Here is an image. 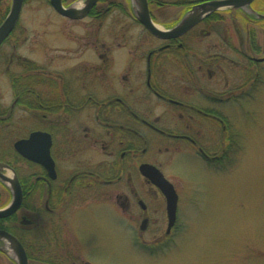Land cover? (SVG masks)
Here are the masks:
<instances>
[{
    "label": "flooded vegetation",
    "instance_id": "1",
    "mask_svg": "<svg viewBox=\"0 0 264 264\" xmlns=\"http://www.w3.org/2000/svg\"><path fill=\"white\" fill-rule=\"evenodd\" d=\"M47 1L61 22L51 24L45 36L49 44L35 43L31 58L20 55V16L0 45V59L7 55L0 75V163L15 171L22 191L18 210L0 218V229L17 237L28 264H92L75 249L76 240L81 245L75 231L102 212L115 223L119 217L134 232L135 244L165 246L178 224L180 194L164 172L163 159L181 152L214 169L228 166L230 151L240 146L230 110L240 111L246 76L257 79L264 65V0L216 10L175 37L153 34L139 20L138 0H99L80 19L60 14ZM209 1L146 0L152 21L165 31ZM75 2L63 0V5ZM109 17L110 31L104 34L102 20ZM87 18L98 25L89 46L85 32L71 28H81ZM6 48L13 50L9 56ZM231 72H237L238 82ZM6 97L12 98L10 106ZM18 117L29 120L12 122ZM13 127L28 133L10 145L5 136ZM35 132L50 137L51 170L15 148ZM144 163L163 172L179 195L170 231L167 199L141 173ZM6 176L10 170L5 167L0 170V209L13 200ZM150 225L158 231L166 225L165 232L149 241L144 236ZM68 228L75 241L65 235ZM5 260L18 264L3 239L0 264Z\"/></svg>",
    "mask_w": 264,
    "mask_h": 264
},
{
    "label": "rangeland",
    "instance_id": "2",
    "mask_svg": "<svg viewBox=\"0 0 264 264\" xmlns=\"http://www.w3.org/2000/svg\"><path fill=\"white\" fill-rule=\"evenodd\" d=\"M11 1L0 0V17L7 5L10 9ZM68 1L81 3L84 0ZM53 11L48 8L47 0L25 1L17 31L18 38H21V41L18 39L20 55L31 58L35 43L42 40L44 45L49 44L50 39L45 36L51 31V24H61ZM110 18L102 20L104 34L110 31ZM80 24L81 28L76 25L71 28L84 31L89 46L94 40L91 32L98 25L90 18ZM4 51L9 56L13 50L6 48ZM6 58L7 55L0 59V75L4 72L3 60ZM246 64L249 65L248 61ZM263 66H260L262 74L257 79L249 80L246 76V98L240 111L239 108L230 110L240 146L230 151V161L224 171L206 165L193 154L174 152L172 156L165 155L164 172L180 194L173 240L165 246L135 244L132 241L134 232L127 231L119 217L115 223L109 220V214L102 212L90 226L85 222L78 232L75 231L81 245L71 228L65 232L67 238L76 240L78 247L75 249L85 260L92 264H264ZM231 78L238 82L237 72H231ZM3 98L0 91V99ZM6 101L10 106L12 98L6 97ZM19 118L12 119V122L22 124L29 120ZM20 128L6 130L5 139L10 145L20 135L28 133L21 134ZM4 147L8 148L7 142H2L1 148ZM159 221L163 222L162 216ZM9 224L14 228L17 226L13 222ZM164 229L158 231L150 225L144 238L153 240L157 234L164 233ZM5 264H8L7 260Z\"/></svg>",
    "mask_w": 264,
    "mask_h": 264
},
{
    "label": "water",
    "instance_id": "3",
    "mask_svg": "<svg viewBox=\"0 0 264 264\" xmlns=\"http://www.w3.org/2000/svg\"><path fill=\"white\" fill-rule=\"evenodd\" d=\"M25 0H12L10 9L5 19L0 24V45L15 29L22 12ZM99 0H84L81 3H74L68 7L63 5V0H50L51 5L62 15L70 18L80 19L89 14L93 6ZM141 10L139 20L155 35L159 37H175L183 34L208 14L227 7H247L253 0H213L195 6L192 11L173 29L165 31L155 24L148 11L146 0H138ZM262 15L258 14V17ZM51 140L49 135L42 132H35L28 139H21L15 143V148L28 159L44 164L48 169L53 168V160L49 154ZM10 170V176L4 177L13 190V200L5 208L0 209V218H5L15 213L22 201V191L15 171L10 166L0 163L2 168ZM141 173L148 177L152 183L160 188L167 199V212L169 218L168 231L174 226L177 220L179 195L174 184L169 181L163 172L156 166L144 163L140 166ZM5 240L12 255L17 259L18 264H28L25 250L20 241L13 234L0 229V240Z\"/></svg>",
    "mask_w": 264,
    "mask_h": 264
},
{
    "label": "trees",
    "instance_id": "4",
    "mask_svg": "<svg viewBox=\"0 0 264 264\" xmlns=\"http://www.w3.org/2000/svg\"><path fill=\"white\" fill-rule=\"evenodd\" d=\"M8 8H9V5H7V7L5 8L4 13H3L2 16L0 17V21H1V20L3 19V17L5 16V14H6Z\"/></svg>",
    "mask_w": 264,
    "mask_h": 264
},
{
    "label": "bare ground",
    "instance_id": "5",
    "mask_svg": "<svg viewBox=\"0 0 264 264\" xmlns=\"http://www.w3.org/2000/svg\"><path fill=\"white\" fill-rule=\"evenodd\" d=\"M240 8H244V7H240Z\"/></svg>",
    "mask_w": 264,
    "mask_h": 264
}]
</instances>
